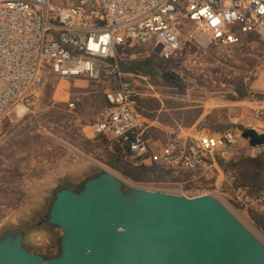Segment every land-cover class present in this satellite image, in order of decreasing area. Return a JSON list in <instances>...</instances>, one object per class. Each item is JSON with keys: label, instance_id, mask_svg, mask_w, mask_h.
Masks as SVG:
<instances>
[{"label": "built area", "instance_id": "2783aa9c", "mask_svg": "<svg viewBox=\"0 0 264 264\" xmlns=\"http://www.w3.org/2000/svg\"><path fill=\"white\" fill-rule=\"evenodd\" d=\"M263 30L264 0H0V123L12 114L23 117L51 76L97 79L110 70L108 105L95 115L92 137H105L111 153L134 167L213 168L231 186L236 204L264 217V180L253 195L234 188L220 167L240 132L183 133L166 143L146 138L134 75L120 72L115 61L116 50L131 44L152 46L167 61L182 44L237 45Z\"/></svg>", "mask_w": 264, "mask_h": 264}, {"label": "rangeland", "instance_id": "374dc122", "mask_svg": "<svg viewBox=\"0 0 264 264\" xmlns=\"http://www.w3.org/2000/svg\"><path fill=\"white\" fill-rule=\"evenodd\" d=\"M257 35L253 40L245 36L237 45L182 44L167 62L178 78L176 87L134 75L137 98L159 106L153 121L144 118L145 133L156 135L158 138H150L162 143L183 133L221 134L227 129L264 133V30ZM154 54L152 46L131 44L117 49L115 60L145 59ZM105 74L102 70L97 79L51 76L39 101L23 117L12 114L0 123V234L12 227L24 230V244L32 251L50 255L56 250L60 231L36 226L53 186L61 180L80 181L103 167L119 174L96 160L104 152L112 153L109 142L104 146L91 136L90 129L95 114L104 106L103 95L113 83ZM67 102H73L75 108L69 110ZM195 116L191 126H183L187 117ZM74 129L92 143V154L86 155L67 142L65 135ZM251 151L248 141L239 136L229 160L224 162L242 155L250 157ZM261 153L264 146L256 147V156ZM173 178L180 182L141 185L179 189L190 197L213 194L242 222L253 225L264 244V232L251 219L252 214H259L236 205L231 186L224 183L217 170H176Z\"/></svg>", "mask_w": 264, "mask_h": 264}, {"label": "water", "instance_id": "95a60500", "mask_svg": "<svg viewBox=\"0 0 264 264\" xmlns=\"http://www.w3.org/2000/svg\"><path fill=\"white\" fill-rule=\"evenodd\" d=\"M240 137L264 146L254 129ZM36 226L60 231L55 253L30 250L12 227L0 234V264H264V244L213 194L148 187L104 167L53 186Z\"/></svg>", "mask_w": 264, "mask_h": 264}, {"label": "trees", "instance_id": "16d2710c", "mask_svg": "<svg viewBox=\"0 0 264 264\" xmlns=\"http://www.w3.org/2000/svg\"><path fill=\"white\" fill-rule=\"evenodd\" d=\"M259 35L257 34H248V40L257 39ZM221 43V42H219ZM217 45V44H214ZM120 72L125 74H133V75H142L145 78L151 81H162L166 84L177 86L178 78L174 75V72L169 70V66L167 65V61L158 59V56L154 54L151 58L145 59H131V60H115ZM110 63H113V60H109ZM105 75L110 76V70H104ZM104 98V107L108 105V102ZM158 104L152 105L145 102V100L141 98H136V110L140 116L146 118L148 120L153 121L156 117V113L158 111ZM98 113V112H97ZM96 113V114H97ZM95 114V115H96ZM58 117L62 118V115L58 114ZM56 116V117H57ZM198 116L195 117H187L183 126L188 127L191 126L197 119ZM94 121V118H93ZM155 130L154 128H150V131ZM158 138L156 135H151L150 133H145V137ZM67 142L71 145L76 146L79 150H81L86 155L92 154L94 152L92 143L88 140H83L77 134V130L74 129L71 132H67L65 135ZM103 142L104 146L107 143V139L105 137H96ZM66 141V140H65ZM166 143V142H165ZM96 160L100 161L104 165L108 166L112 170L118 172L123 177L131 180L132 182L138 184H166V183H179L180 180H176L173 178L174 170L158 167V166H150V167H134L131 166L118 157L108 154L104 152L103 157H96ZM220 167L227 176H231L233 178V187H242L247 188L254 195L256 194L260 188L262 187L264 180V153L259 154L255 158H251L247 156H238L232 158L228 162H219ZM189 188H186L188 190ZM238 205V204H236ZM251 219L256 225L257 228L264 232V217L252 214Z\"/></svg>", "mask_w": 264, "mask_h": 264}, {"label": "bare ground", "instance_id": "6f19581e", "mask_svg": "<svg viewBox=\"0 0 264 264\" xmlns=\"http://www.w3.org/2000/svg\"><path fill=\"white\" fill-rule=\"evenodd\" d=\"M20 114V113H19ZM243 224L245 225V227L252 233L254 234V236L258 239H260V237H258V232L255 230V228L253 227V225H251L250 223L246 224L243 221ZM258 234V235H257ZM262 242V241H261Z\"/></svg>", "mask_w": 264, "mask_h": 264}]
</instances>
